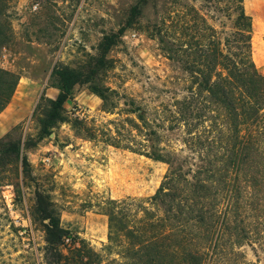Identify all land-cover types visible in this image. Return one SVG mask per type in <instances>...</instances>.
Wrapping results in <instances>:
<instances>
[{
  "label": "rangeland",
  "instance_id": "1",
  "mask_svg": "<svg viewBox=\"0 0 264 264\" xmlns=\"http://www.w3.org/2000/svg\"><path fill=\"white\" fill-rule=\"evenodd\" d=\"M3 2L0 70L20 79L0 114V264H47V222L36 214L38 193L48 197L64 230L101 252L108 242V204L147 201L169 171L147 157L148 128L139 116L152 128L153 122L172 126L165 120L197 90L191 61L177 50L186 41L179 22L192 21L194 10L202 17L211 10L205 0ZM244 6L253 20V59L264 75V0H245ZM164 22L170 57L163 51ZM183 48L188 55V46ZM57 67L94 72V84L118 93L117 108L104 111L86 76L64 107L65 122L43 136L39 121L47 104H38L43 94L49 100L60 94L52 87ZM183 130L167 132L163 146L190 156ZM235 251L242 255L224 264H264L258 245Z\"/></svg>",
  "mask_w": 264,
  "mask_h": 264
},
{
  "label": "trees",
  "instance_id": "2",
  "mask_svg": "<svg viewBox=\"0 0 264 264\" xmlns=\"http://www.w3.org/2000/svg\"><path fill=\"white\" fill-rule=\"evenodd\" d=\"M205 1L210 14L202 17L194 10L192 21L180 17L179 22L190 53L181 41L177 50L191 61L197 90L165 120L172 126L153 122L157 126L152 128L139 116L148 128L147 157L169 166L161 187L147 201L128 198L108 204V242L101 252L64 230L48 197L38 193L36 214L47 222V264H224L235 262L242 255L235 250L244 244L264 248V75L253 59V20L245 0ZM164 27L163 51L170 57L166 22ZM0 38H6L1 28ZM86 74L54 69L52 87L60 94L55 100L43 94L38 104V109L47 104L39 121L43 136L65 122L64 107L86 76L104 111L117 108L118 93L94 84V72ZM19 79L0 70V114ZM182 129L190 156L163 146L167 132ZM110 141L118 140L110 136ZM15 148L20 154V146Z\"/></svg>",
  "mask_w": 264,
  "mask_h": 264
},
{
  "label": "built area",
  "instance_id": "3",
  "mask_svg": "<svg viewBox=\"0 0 264 264\" xmlns=\"http://www.w3.org/2000/svg\"><path fill=\"white\" fill-rule=\"evenodd\" d=\"M33 9H34V11H37L38 10V6H35Z\"/></svg>",
  "mask_w": 264,
  "mask_h": 264
}]
</instances>
